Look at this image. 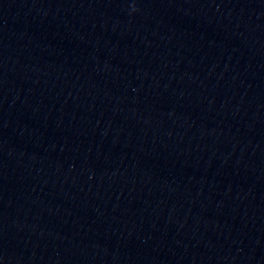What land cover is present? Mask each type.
I'll list each match as a JSON object with an SVG mask.
<instances>
[{"label":"water","instance_id":"water-1","mask_svg":"<svg viewBox=\"0 0 264 264\" xmlns=\"http://www.w3.org/2000/svg\"><path fill=\"white\" fill-rule=\"evenodd\" d=\"M0 264H264V0H0Z\"/></svg>","mask_w":264,"mask_h":264}]
</instances>
